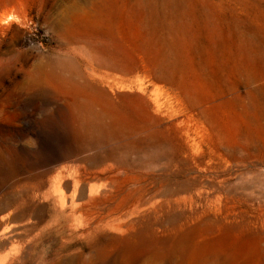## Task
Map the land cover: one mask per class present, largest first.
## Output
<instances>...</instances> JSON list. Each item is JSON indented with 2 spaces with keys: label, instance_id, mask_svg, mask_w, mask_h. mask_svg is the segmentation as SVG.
Segmentation results:
<instances>
[{
  "label": "rangeland",
  "instance_id": "obj_1",
  "mask_svg": "<svg viewBox=\"0 0 264 264\" xmlns=\"http://www.w3.org/2000/svg\"><path fill=\"white\" fill-rule=\"evenodd\" d=\"M0 264H264V0H0Z\"/></svg>",
  "mask_w": 264,
  "mask_h": 264
},
{
  "label": "bare ground",
  "instance_id": "obj_2",
  "mask_svg": "<svg viewBox=\"0 0 264 264\" xmlns=\"http://www.w3.org/2000/svg\"><path fill=\"white\" fill-rule=\"evenodd\" d=\"M173 2H174V0H173ZM64 179H65L64 173H61L59 176H57L54 179V181H53L54 184L52 186V188L54 189L53 192L59 196L58 201L60 203L61 210L65 209L66 203H67L66 197L63 195V191H62V185H63ZM88 182H90V180ZM80 184L81 183L79 181H75V183H74V193L75 194L73 196H70L69 204L71 206V209L73 210V214L71 215L73 217V221L75 223H78V222H82V220H83L84 222H86V229L88 231L97 229L103 225L112 227V226H110V224H111V222H113V219H110V215L112 214L113 209H110V206L109 207H106L105 205H103L101 207L98 206L99 209L100 208L101 209L99 211H96V212H93L94 210L91 211L87 208L89 205L94 203L95 200H99V197L102 194L104 196H106V194L108 193V190H110V189H108V190L104 189V190L100 191V190H95L94 188H91L88 190L87 189V186H88L87 182H85L84 186H81V187H80ZM110 187H111V185H110ZM76 196H78L79 199L81 201H83V204L81 203L82 204V210L80 212L78 211V213L76 212V209H78V205H76V202H75L77 200V199H75ZM118 198L123 203L124 199L126 198V195L124 194V196H123L122 192H118ZM120 201L118 200L117 203ZM110 204L112 205V203H110ZM79 206H80V203H79ZM93 207H96V206H93ZM122 210L120 211V213L117 212L121 216H124L129 211V210H123L122 211ZM105 212H106V215H105ZM114 214H116V213H114ZM116 218H117V216H116Z\"/></svg>",
  "mask_w": 264,
  "mask_h": 264
}]
</instances>
